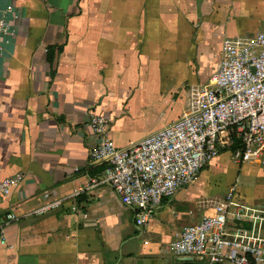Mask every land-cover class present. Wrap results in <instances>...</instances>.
<instances>
[{"label":"crops","instance_id":"1","mask_svg":"<svg viewBox=\"0 0 264 264\" xmlns=\"http://www.w3.org/2000/svg\"><path fill=\"white\" fill-rule=\"evenodd\" d=\"M8 5L16 36L0 45V177L22 181L0 195V264L175 259L170 243L230 190L264 206V153L237 163L223 151L142 227L109 186L85 188L106 170L90 161V117L107 119L118 148L168 127L216 74L222 43L264 31V0H0Z\"/></svg>","mask_w":264,"mask_h":264},{"label":"built area","instance_id":"2","mask_svg":"<svg viewBox=\"0 0 264 264\" xmlns=\"http://www.w3.org/2000/svg\"><path fill=\"white\" fill-rule=\"evenodd\" d=\"M12 14L10 5L0 7V45L16 36L8 19ZM220 53L216 74L195 90L194 108L133 146L116 147L108 136L107 119L90 117L97 137L90 161L105 163L106 170L90 178L85 188L109 186L124 206L135 209L138 227L153 218L164 199L193 184L223 151L229 150L237 163L264 153V31L225 40ZM21 181L20 175L0 177V195L8 196ZM84 190L77 189L73 196ZM64 202L50 201L33 214L58 209ZM210 204L213 215L183 228L170 243L173 255L191 258L188 264H263L264 206L242 204L232 190ZM6 218L16 219L13 214Z\"/></svg>","mask_w":264,"mask_h":264},{"label":"water","instance_id":"3","mask_svg":"<svg viewBox=\"0 0 264 264\" xmlns=\"http://www.w3.org/2000/svg\"><path fill=\"white\" fill-rule=\"evenodd\" d=\"M192 259L188 257L172 258H139L133 262V264H188Z\"/></svg>","mask_w":264,"mask_h":264}]
</instances>
